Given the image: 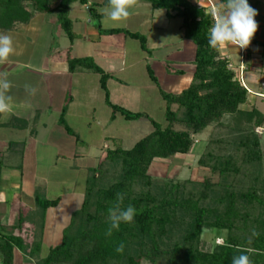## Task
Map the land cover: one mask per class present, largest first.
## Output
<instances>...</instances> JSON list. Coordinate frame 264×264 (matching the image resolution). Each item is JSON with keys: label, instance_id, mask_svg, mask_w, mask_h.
Segmentation results:
<instances>
[{"label": "trees", "instance_id": "16d2710c", "mask_svg": "<svg viewBox=\"0 0 264 264\" xmlns=\"http://www.w3.org/2000/svg\"><path fill=\"white\" fill-rule=\"evenodd\" d=\"M257 2L248 0L254 9ZM75 3L88 8L101 35H123L138 41L141 49L149 52L144 33L101 26L99 8L106 6L107 0H0V33L28 26L37 12L46 19L54 16L72 47L78 37L70 18ZM139 3L165 10L168 18L182 20L184 36L196 46L191 83L180 93L161 90L167 123L162 125L144 112H132L112 103L107 86L111 73L92 56L75 57L71 55V47L68 48L66 61L71 73L87 71L100 76V88L112 110L111 120L117 114L127 121L148 118L153 130L131 148L105 149L97 165L87 168L82 204L64 229L62 243L51 247L46 256L40 253L45 213L60 203V197L47 199L36 191V209L26 218L21 217L11 232L0 221L1 264H16L17 250L35 260V264H232L233 256L240 254L238 248L253 249L245 253L252 264H264V151L256 131L264 127V111L249 103V90L221 48H209L208 29L213 23L209 5L203 0H139ZM253 44L264 49V40L253 37L247 49ZM148 70L155 80L149 66ZM66 112L65 106L58 124L79 141L78 134L66 121ZM38 125V113L32 119L12 116L8 122H0L5 128L31 134ZM209 127L211 131L197 163L208 169L210 176L198 181L150 175L149 168L156 159L190 153L195 137ZM23 148V141H10L4 152H22ZM4 158L5 155L0 156V195L3 172L8 166ZM117 192L124 194V206L133 205L137 213L132 223H122L119 231L106 237L107 210ZM25 222L32 226L31 236L22 234ZM253 228L259 236L252 237V243L248 244ZM204 230L223 232V241L215 244L204 241ZM121 243L122 254L116 252Z\"/></svg>", "mask_w": 264, "mask_h": 264}, {"label": "rangeland", "instance_id": "374dc122", "mask_svg": "<svg viewBox=\"0 0 264 264\" xmlns=\"http://www.w3.org/2000/svg\"><path fill=\"white\" fill-rule=\"evenodd\" d=\"M212 1L216 9L222 3L219 0ZM257 1L255 9L258 16L255 20L258 23V30L254 37L263 39L264 0ZM203 2L206 4L207 0H203ZM78 6L79 3H76L72 11H76ZM102 8L104 7L99 8V10ZM158 11L161 20L166 21L165 10ZM83 12L87 13V7L84 8ZM88 19L86 21L83 20L85 25L88 24ZM177 21L172 20L169 28L163 30L167 34L166 37L160 36V34L158 36L156 30L151 33L144 29L145 32H141L147 38L151 34L152 42L158 37L155 40L156 47H154V44L151 45V47L153 46L156 49L162 48L165 42L167 44H170V41L174 43L185 42L188 39L184 37L183 29L178 28ZM136 22L137 18L132 17L120 24L101 21L103 26H130V24ZM73 31L78 36L75 41L79 39L78 42L76 41L77 45L75 48L71 47V42L67 35L58 28L54 16L46 19L44 14L36 12L28 26L22 27L16 32L7 33L12 36L16 51L10 57L9 63L0 65V68H3L2 71L9 73L8 78L13 84L10 93L13 97L12 112L18 115L22 112L24 116L28 117L33 115L35 108H41L45 112L44 117L43 114L41 116L37 136L36 134L31 135L29 131L25 130L0 129V156L5 155L4 160L8 164L3 172L2 186H4L3 189L6 190L13 202L10 210L4 204L0 206V221L6 225L8 232H11L21 217L26 218L32 210L36 209L34 199L36 191L47 199L60 197V203L47 209L45 213V228L40 251L43 257L48 254L51 247L62 243L64 229L70 223L73 213L82 204L87 168L97 165L99 157L105 149L115 146L131 148L136 142L150 133L149 126H143L142 120L127 121L120 114L116 115L115 120H111L112 110L105 101L98 75L89 73L81 78H78L79 76L77 75H73L75 78H71L70 75L47 78L42 73L43 62L46 57L60 55L65 60L67 50L70 47L71 55L75 57L89 56L92 52L96 53L104 48L101 44H98L97 50H94L93 37L84 33L80 35L74 29ZM113 37L117 39L118 36ZM149 46L150 43L148 41V48ZM255 49L263 50L262 47H256ZM221 51H223L222 48ZM112 53L116 57H120L123 53V48L114 49ZM127 54L129 61L136 62V64L138 63V57L144 56L140 43L131 38H127L126 41L125 55ZM251 57L254 59L252 61L257 64V68L260 67V61L264 62L261 53H255ZM235 59L233 57V60ZM249 61L251 62V59ZM147 63L150 65L149 61ZM62 66L66 67L65 64ZM136 66L135 70H127L121 73V76L129 82H143V84H146L145 74L143 75V64L138 63ZM261 70L264 71V67ZM255 73L257 75L260 74L258 69ZM258 77L263 79L264 74L258 75ZM189 81L190 79L184 80L183 86H186ZM25 84H31L38 88L35 96H29L25 93ZM250 96L249 103L255 104L264 111V96L260 94H251ZM71 98L73 103H70ZM149 98L151 100L149 101L150 107L147 109L148 111L144 112L146 109L142 105L140 108H143L138 112L148 114L151 119L162 125L167 124L165 119V101L162 96H158L157 92H154ZM65 106L67 107L66 121L78 134L79 141L69 136L63 127L58 124V117ZM244 107H247V105ZM176 128L179 127L176 126ZM210 131L211 128L209 127L202 134L195 137L196 143L190 153L176 155L170 159H156L149 168L150 175L159 179L175 178L177 180H185L190 178L198 181L210 176V171L200 167L197 163L199 155L202 153L203 147H205L203 144L207 141ZM256 131L261 137V147L264 151V127H259ZM10 141H23V151L4 152ZM72 166L75 167L73 168ZM214 179H217V176ZM15 188H17L16 197L14 195ZM22 229L23 235L28 234L31 236L33 234L30 223L25 222ZM19 231L21 230L17 232ZM36 231L37 235L40 234L38 230ZM223 235V232L204 230L202 237L204 241L215 244L223 241ZM15 262L16 264H35V260H29L18 250ZM143 264L148 263L143 262Z\"/></svg>", "mask_w": 264, "mask_h": 264}, {"label": "crops", "instance_id": "0c3cea01", "mask_svg": "<svg viewBox=\"0 0 264 264\" xmlns=\"http://www.w3.org/2000/svg\"><path fill=\"white\" fill-rule=\"evenodd\" d=\"M75 4H73L70 9V18L72 20L74 19L73 29L80 35L84 33L85 35H89L90 37H93L92 42L94 45L93 47L94 50H97L98 44H101L104 47L103 49H100L99 52L96 53L94 52L95 54L92 52L89 56H92L96 61V63L100 65L105 71L111 73V77L107 82V86L109 89L110 100L112 103L134 112H138L140 109H142L143 107L142 108L140 107L143 105L144 109H146L144 110V112H147L148 111L147 109H149L150 107L149 101L151 100L149 97L152 93L157 92L158 96H161V90L167 92H173V93H180L183 89L189 86L193 78V74L196 67L194 64L196 46L192 40L184 36L186 39H188L185 42L174 43L170 41V44H167L165 42L162 48L156 49L153 48V46L151 47V45L154 44V47H156L155 40L158 37L155 38L153 43L152 35L150 34V36H148L149 38L148 41L150 43L149 52L143 51L141 49V51L144 53V56L138 57V63L143 64L144 67L143 75L145 74L146 84H143V82L141 83L129 82L121 76L122 75L121 73L131 69L135 70V68L137 67L136 65L138 63L136 64V62H132L131 60L129 61V59L127 58L128 54L125 55V45L127 38H125L123 35H119L117 39L114 38L113 36L101 35L97 28V20H93L90 17L88 8H87L88 14L83 12L84 8L86 7L81 4H79V6L76 8V11H72L73 6ZM158 10L160 9H153V7L150 4L139 3V7L135 9L134 14L131 16L132 18L135 19L137 18L136 23L130 24V26H103L101 23L103 17H101L100 23L103 28L119 27V28H127L133 31H140V32L141 31L145 32V30L147 29L151 33L156 30L158 32V36L160 34V36H165V37L167 36V34H165L163 30L169 28L170 22L172 20H178L177 26L179 29H182L181 27L182 20L180 18H168L166 16V21L165 20L163 21L159 17ZM88 18L92 19V21H95V23L88 22V24L85 25V23H83V20L86 21ZM259 40H264V38ZM76 41L78 42L79 39H77ZM76 41H74L72 44V47L74 48L77 45ZM256 47H262V46H260L259 44H253L252 46H250L249 50L247 48L238 49L234 46L222 47L223 49L222 54L225 55L230 60L231 68L235 71V73H237V75L242 76V78L246 83V87L250 92V95L264 93V89H263L264 78L260 79L258 77V75L264 74V71L261 70L262 67H264V62L260 61L259 63L260 67L257 68L256 66L257 64L254 61H252L254 59H252L251 57L255 53H261V56L264 59V49L257 50L255 49ZM117 48H123V53L122 55H120V57H116V55L112 53L113 50ZM158 52L160 53L157 54ZM77 57H84V56H77ZM233 57H235L236 59L233 60ZM249 59H251V62L249 61ZM148 61L150 62V65H148L147 63ZM63 64H65L66 67H63L62 66ZM148 66L153 71L155 80L151 78L149 74ZM42 67H43L42 73H44L47 76V78H51L52 76H59V75H63V76L70 75L71 78H75L73 75H77L79 76L78 78H81L87 76V74L90 73L87 71L71 73L68 69V64L66 59L64 60V57L62 58L60 55H55V56L53 55L52 57H46ZM257 69L258 72L260 73L258 75L255 73V71L257 72ZM2 70L3 68H0V71ZM187 79H190L189 83L186 86H183L184 80ZM84 80L86 82V78ZM70 103H73L72 98L70 99ZM36 113L39 114L38 127H40L41 116L43 114L44 117L45 114V112H43L41 108H35L33 115L29 117L24 116L22 112L20 115H18L17 113H13L12 111L9 114H0V122L6 123L11 119L12 116L32 119ZM138 120H142L144 124L143 126H149L150 132L153 130V126L151 123H149L150 121L148 118H140ZM143 120H147L149 122ZM0 129L12 130L10 128H5L3 126H0ZM35 134L37 136V131L34 133V135ZM205 144H203V146ZM178 155H182V154H178ZM72 167L74 168L75 166ZM3 187L4 186H2V192L0 195V202H1L0 206L4 204L6 208L10 210V207L13 205V202L11 197L7 194L6 190H4ZM16 191L17 188H15V194H14L15 197L17 194Z\"/></svg>", "mask_w": 264, "mask_h": 264}, {"label": "clouds", "instance_id": "9594fccd", "mask_svg": "<svg viewBox=\"0 0 264 264\" xmlns=\"http://www.w3.org/2000/svg\"><path fill=\"white\" fill-rule=\"evenodd\" d=\"M139 7V0H107L104 8L100 9L102 22L120 24L126 22ZM257 10L250 6L248 0H223L211 15L213 23L208 29L207 43L209 48L219 50L225 46H234L238 49L247 48L258 30L255 20ZM13 38L9 34L0 33V65L9 63L10 57L15 54ZM9 73L0 71V114H9L13 107L11 90L12 81ZM24 91L29 96H35L38 88L31 84L24 85ZM124 194L117 192L114 203L107 210V229L105 236H112L114 231H119L122 223H132L136 216V208L129 204L124 206ZM259 233L252 229L248 244L252 243V237H258ZM124 244L117 248V253H123ZM239 255H234L232 264H252L250 256L251 248H238Z\"/></svg>", "mask_w": 264, "mask_h": 264}, {"label": "built area", "instance_id": "2783aa9c", "mask_svg": "<svg viewBox=\"0 0 264 264\" xmlns=\"http://www.w3.org/2000/svg\"><path fill=\"white\" fill-rule=\"evenodd\" d=\"M206 5H209V6H210V8H211V13H212L214 10H216V6H215V4L213 3L212 0H207ZM237 76H238L239 79L241 80L242 84L246 87V84L244 83L242 76H241V75H237ZM246 88H247V87H246ZM260 95H261V96H264V94H260Z\"/></svg>", "mask_w": 264, "mask_h": 264}, {"label": "water", "instance_id": "95a60500", "mask_svg": "<svg viewBox=\"0 0 264 264\" xmlns=\"http://www.w3.org/2000/svg\"><path fill=\"white\" fill-rule=\"evenodd\" d=\"M88 22H90V23H93V22H94V23H95V21H92V19H89V21H88Z\"/></svg>", "mask_w": 264, "mask_h": 264}]
</instances>
